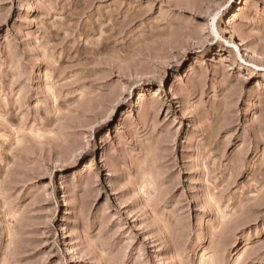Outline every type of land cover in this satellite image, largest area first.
I'll return each mask as SVG.
<instances>
[{"label": "rangeland", "instance_id": "374dc122", "mask_svg": "<svg viewBox=\"0 0 264 264\" xmlns=\"http://www.w3.org/2000/svg\"><path fill=\"white\" fill-rule=\"evenodd\" d=\"M0 0V264H264V0Z\"/></svg>", "mask_w": 264, "mask_h": 264}, {"label": "bare ground", "instance_id": "6f19581e", "mask_svg": "<svg viewBox=\"0 0 264 264\" xmlns=\"http://www.w3.org/2000/svg\"><path fill=\"white\" fill-rule=\"evenodd\" d=\"M235 2H236L235 0H229V3L227 5V7H226L227 12L232 7L233 3H235Z\"/></svg>", "mask_w": 264, "mask_h": 264}]
</instances>
